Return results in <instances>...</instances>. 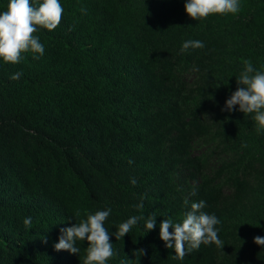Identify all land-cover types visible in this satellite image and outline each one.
<instances>
[{
    "label": "trees",
    "instance_id": "16d2710c",
    "mask_svg": "<svg viewBox=\"0 0 264 264\" xmlns=\"http://www.w3.org/2000/svg\"><path fill=\"white\" fill-rule=\"evenodd\" d=\"M59 2L58 27L34 33L39 59H0V264H83L87 241L57 252L60 230L109 208L106 264H264V131L222 111L245 61L264 72V0L196 21L187 0ZM188 40L204 47L182 53ZM200 201L222 244L174 259L160 224ZM132 216L145 219L116 240Z\"/></svg>",
    "mask_w": 264,
    "mask_h": 264
},
{
    "label": "clouds",
    "instance_id": "9594fccd",
    "mask_svg": "<svg viewBox=\"0 0 264 264\" xmlns=\"http://www.w3.org/2000/svg\"><path fill=\"white\" fill-rule=\"evenodd\" d=\"M185 10L195 21L213 14H235L239 10V0H187ZM62 14L63 7L59 0H43L38 6H33L31 0H10L7 10L0 13V59L6 64H17L22 58V53L29 51L33 54L38 53L39 55H34L33 58L39 59L44 54V46L34 33L38 28L48 31L56 29L61 23ZM203 47L201 41L188 40L183 43L181 52ZM244 63V70L237 79L238 88L226 101L222 111L232 112L238 105L239 111L245 116L254 113L257 132L264 131V72L255 70L251 61ZM21 75L22 73L17 72L10 79L18 80ZM131 182L133 185L136 183L135 179ZM192 195H195V192ZM184 203L189 204L187 198ZM143 206L142 202L135 205L138 209H142ZM204 207V201L193 202L191 210L185 213L181 222L174 223L171 218H167L160 224V239L166 248H174V259L183 260L186 254L198 250L202 244L215 243L217 246L222 244L215 227L220 221L215 215L202 212L201 209ZM110 213V208L97 211L72 227L61 228L58 243L54 244L55 251H68L76 255L80 252L76 246L77 241H87V255L83 264H106L114 255L113 244L110 243L112 234L104 227ZM144 219L143 216H132L121 223L114 233L116 240L124 238L138 221ZM23 224L26 228L30 227L32 218H25ZM144 227L147 232L152 231L156 227V216L147 217ZM169 229L173 231L170 232ZM254 243L264 246V237L256 236ZM136 253L144 255L145 251L140 250Z\"/></svg>",
    "mask_w": 264,
    "mask_h": 264
}]
</instances>
